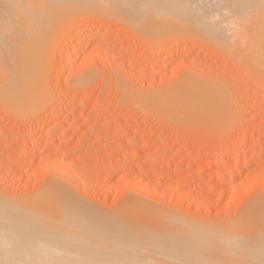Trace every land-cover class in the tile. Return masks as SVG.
<instances>
[{
  "label": "rangeland",
  "instance_id": "rangeland-1",
  "mask_svg": "<svg viewBox=\"0 0 264 264\" xmlns=\"http://www.w3.org/2000/svg\"><path fill=\"white\" fill-rule=\"evenodd\" d=\"M31 1L38 3L36 0ZM74 1L53 0L54 5L61 6L60 9L58 6H54L57 10L59 9L56 11L57 14H53L52 17V14L48 15L50 20L54 17L52 20H55V23L52 20L49 21L48 18L44 20L51 23L49 27L55 26L52 27L53 31L57 28L55 33L51 30L49 32V27L45 31L46 33L48 31L47 36L53 32L52 36L54 37H51L53 43L49 42L53 44L51 52L49 51L50 47H47L49 46L48 41V45L45 46L47 50L49 49L50 54L46 60L48 63L45 62L47 63L44 68L46 69L45 79H42V83L44 84L45 81L46 84L43 86H46L47 89L45 88L41 93V95L48 96L47 100H52L54 105L51 108L42 107L39 111L30 113L28 110L24 112L26 109L19 110L20 108L13 103L5 102L3 104L2 101L0 102V195H2L0 198L4 200L3 196L9 197L14 194V198L19 199L24 193L26 195L28 193L30 196L33 191L35 192L36 187L40 188L44 185H40L43 183L41 181L47 182L50 176L54 181L58 176V181L72 187L73 193L79 198L84 201L88 198V203H93L102 211L108 212L114 207L116 210L113 208L110 211H116L113 212V215L120 216L118 214L124 213L120 210L124 208L126 209L123 211L129 210V206L126 207L127 203L134 201L135 208L145 209V213L153 220L155 219L153 222L155 226L152 222L146 221V227L136 223L142 225L141 228L135 225L136 231L140 229L145 232L143 234L142 231L141 234L139 231L138 234L143 235H139L142 238L138 237L135 229L133 231L137 235L133 234L129 227L127 229L130 232H126V227L125 231L120 227L121 230L112 228L114 235L118 236L109 238L114 242L112 244L110 241V245H112L111 247L116 245L113 249L116 248L115 250L118 251L114 250L115 253L108 247L102 249L107 251L108 254L105 255L109 257L108 259L116 254L113 259H117V262H121L122 258L127 261L128 258L133 257L132 259H136L139 264H165L166 261L168 264H182V261L186 264H234L235 261V264L243 262H247L245 264H263L264 239L260 242L261 239L257 241L256 238L253 237L254 240L250 237L251 229L254 226L250 221L247 225L240 212H243L245 207V209L249 208L248 205H252L251 199L264 193V0ZM32 2L31 5H33ZM61 2L63 3L61 4ZM23 3L24 1L19 2V6L22 4L21 7L24 8L29 5H25L26 2ZM21 7L15 10H23ZM31 16L34 17V15ZM21 17L24 18L20 15L19 18ZM25 18L29 19L27 16ZM33 19H30L31 23L35 21ZM12 21L14 25L11 21L6 22L7 25L4 23V27L7 28L4 30L9 28V30L13 29L12 32L14 30L21 31L16 30L18 27L21 28V25L18 24L16 28V22ZM49 22L48 24H50ZM23 23L25 25V22ZM43 23L45 22L42 21L40 26H43ZM32 24L31 27L34 30ZM36 24L39 26V23L34 22V25ZM44 26L48 25L45 23ZM44 28L37 30L38 35L36 30L33 34H36L35 36L45 34L44 31H41ZM157 31H166V33L161 32V34ZM149 34V39L148 37L145 39ZM165 35L168 37V41L164 39L160 43L161 45L152 46L155 43L154 40H158L155 38H159V36L166 38ZM64 43L65 46L61 50L60 47ZM86 76L88 77L86 78ZM83 78L88 81L85 82ZM184 84L194 86V90L198 88L202 90L203 87L211 86L217 91H222L227 100L226 108L229 107L228 112L231 111V113L227 112L225 118L224 115L223 117L221 115V118L216 117L215 120L210 117L207 120L204 118V120L193 118L185 120L187 116L184 119L176 118V115L171 116L180 110L188 114L198 112L196 108L180 107L176 104L179 99L175 98L180 97V90ZM85 91H89L88 97H84ZM194 93L197 94V92ZM205 96L207 95L205 94ZM223 112L225 114V111ZM229 115L231 118L228 117ZM85 117H89L88 120L80 122L81 118ZM55 126L58 128L54 129ZM52 129L54 132L51 131ZM47 132L50 134H46ZM122 141L127 145L119 146ZM33 143L36 146H33ZM48 144L52 148H48ZM33 152L34 154H32ZM69 163L70 166H68ZM66 166H68L67 169ZM43 170L47 171L43 173ZM70 174H73L74 178L76 175L77 181H71ZM43 177H46L47 180ZM228 180L230 181L228 182ZM45 181L44 183H46ZM75 187L78 188L76 192L79 194L75 193ZM9 193L11 194L9 195ZM34 196L32 195V197ZM28 198L23 197V199ZM175 212L179 214V218ZM126 213H130V211H126ZM164 213L167 216L163 215ZM127 215L129 216V214ZM127 215L125 214V216ZM176 218L184 223L183 230H180L182 233L179 235H188L180 237L182 240H186V243L183 241L181 246L177 244L179 235H177L178 238H175L177 232L170 226L177 221ZM199 218L200 221L197 223ZM188 219L191 220L190 223ZM115 220L114 223L119 222L117 219ZM167 220H171L168 221L170 224H165ZM225 220L227 221L225 225H230L226 227L228 230L223 225ZM210 221L213 224V221L215 223L219 221V225L214 224L215 227L216 225L219 227L216 229L213 224L210 226ZM193 222H196L194 227ZM228 222L235 223V226L238 223L239 227ZM208 223L209 226L205 227V224ZM132 225L135 228L134 224ZM231 225L235 229L233 232L237 233L239 231L244 233L249 227L250 235L249 232H246L249 237L245 235L247 238H244L245 236H241L240 232L238 233L239 237L236 232L233 234ZM200 226L204 231H207L209 227L210 229L214 228L215 231L209 229V232L206 233ZM222 226H224V230ZM242 226H246L247 229ZM147 228L149 229L147 230ZM242 228L245 230L243 231ZM57 229L60 230L63 227ZM189 229L194 234L190 233ZM174 230L173 237L167 236L174 233ZM230 230L233 235L228 233L229 239L234 236L235 240H240L239 246L236 241L233 242L234 239H232V245L231 243L226 244L232 246L231 252H233L236 243L239 248H235V250L238 249L237 252L240 253V247H242V254L247 247L245 253L248 255L244 253L245 255L242 254L236 259L234 257H237L239 253L233 255V252L231 255L228 249L230 247L226 246L224 249L225 245L223 247L219 245L224 251L228 250L227 255L222 254L223 249L218 247L219 242L221 244L220 236H223L221 240L225 244L224 240H229L226 238L228 235L224 236L225 232H230ZM159 231L160 234L157 236ZM24 233L16 231L13 235H7L3 241L5 240L4 243L9 241L4 245V248L9 249V242L12 250L19 243H27L25 241L27 235L26 232ZM161 233L166 234L170 241L171 238H174L172 239L173 243L159 245L148 239L150 236L154 238L155 234L156 239L161 238L159 242L168 241L167 237ZM209 233L215 236L219 234V242H216L218 236L215 237L216 239L212 236V240L208 239ZM125 235L129 236L126 238ZM147 235L150 236L147 237ZM235 235H237V239ZM132 236L138 237L136 238L138 241L134 240L135 238ZM120 237L122 240L125 238L124 242L117 239ZM180 238L178 243H182ZM202 238L207 250L204 246L200 247L203 245ZM156 239L155 241L158 243V239ZM187 239L189 242L196 239L194 240L195 245L199 243V246L196 245L192 249L191 242L189 243ZM209 240L214 244V247L210 245ZM250 242L252 243L250 244ZM118 244L120 245L118 246ZM139 245H142L143 248ZM135 246L141 248H135V250L133 249ZM146 246H149V250ZM210 246L215 251L211 249L212 247L209 248ZM127 247H130L128 248L129 252ZM171 249L177 251V255ZM248 249H251V254L256 255H251ZM184 250L186 253H183ZM125 251L133 256L129 257ZM224 251L223 253H225ZM149 252L152 254L154 252L155 255L152 256L150 253L151 255L148 256ZM213 252L217 254L215 255ZM228 252L231 256H228ZM1 254L3 253L0 252V264H20V262L25 264L27 261L21 258L22 261H20L15 257L16 255L12 258L11 254L9 256L12 259H7L4 257L5 255ZM117 255L119 256L117 257ZM140 255L142 256L140 257ZM169 255L174 257L171 259ZM249 255L255 259L249 258ZM258 255H262L263 258ZM240 257L243 258V261L239 260ZM157 258L161 261H157ZM237 261H242V263ZM129 262L136 264L135 261Z\"/></svg>",
  "mask_w": 264,
  "mask_h": 264
},
{
  "label": "bare ground",
  "instance_id": "bare-ground-1",
  "mask_svg": "<svg viewBox=\"0 0 264 264\" xmlns=\"http://www.w3.org/2000/svg\"><path fill=\"white\" fill-rule=\"evenodd\" d=\"M22 1H24V3L26 2H28L27 4L25 3V5H28L27 7H21L22 6V4L19 6V2H21L22 3ZM38 3H36V2H32V4L33 5H31V2H30V0H0V102L2 101V103L4 104L5 102H7V104L8 103H13L15 106H17V107H19L20 109L19 110H25L24 112H26L27 110H28V112H30V113H35L36 111H39L42 107L44 108V107H50L51 108V106L52 105H54L53 103H52V100L50 101H48L47 99H48V96H44V95H41V93L44 91V89L46 88V86L44 87L43 85L45 84V81H44V84L42 83L43 81H42V79H45L44 78V76L46 75V72H45V70L46 69H44V68H46L45 66H46V64L48 63V61H46L47 60V58H48V55L50 54V52H51V50H52V48H53V44H51V43H53L52 42V39H51V37L53 38L54 36H52L55 32H57V28H55L54 29V31H53V28L52 27H55L53 24L55 23V20H52V19H54V17L51 19L52 21H54V23L52 22V25L53 26H50L49 27V25H51V23L49 22V21H51L50 20V18H48V15H51V17L53 16V14H57V12L56 11H59V9H60V7L61 6H59L58 4H55L54 5V2H53V0H47V1H45V0H36ZM61 1V0H60ZM62 1H64V0H62ZM74 1V0H73ZM56 2V1H55ZM58 2V1H57ZM72 2V1H71ZM70 2V3H71ZM23 3V4H24ZM63 2H61V4H62ZM74 3H77L76 1H74ZM60 4V5H61ZM24 5V6H25ZM77 5V4H76ZM59 7V9L57 10L55 7ZM72 6V5H71ZM98 6V5H97ZM20 7H21V9L23 8V10H15V9H20ZM63 7V6H62ZM67 7H68V5H67ZM91 8H89V10H90ZM97 9V8H96ZM63 10V9H62ZM92 10V9H91ZM94 10V9H93ZM101 10V9H100ZM61 11V10H60ZM65 11V10H64ZM102 11V10H101ZM85 12V11H84ZM89 12V11H88ZM98 12V11H97ZM103 12V11H102ZM59 13H61V12H59ZM58 13V14H59ZM91 13V12H90ZM19 14V15H18ZM22 14H25V15H22ZM29 14V15H28ZM45 14V15H44ZM46 14H47V16H46ZM63 14H65V13H63ZM94 14H95V11H94ZM97 14V13H96ZM105 14V13H104ZM20 15L21 16H24V18L27 16V17H29V19L28 18H25V20H24V18H19L20 17ZM31 15H34V17L33 16H31ZM32 18H34L33 20H35L34 22L35 23H39V26H38V24H36V25H34V22H32L31 23V21L32 20H30V19H32ZM41 16H43L42 18H41ZM57 17H58V15H56ZM55 16V17H56ZM102 16V15H101ZM106 16V15H105ZM104 16V17H105ZM50 17V16H49ZM45 18H48V22L50 23V24H48V22H46V21H44L45 20ZM4 19H6V20H4ZM20 19H22V20H20ZM26 19H27V21L29 20V22L28 23H31L32 24V26L34 27V30L32 29V27H31V24H28L27 23V21H26ZM41 19H43V20H41ZM12 20H14L16 23L15 24H17V25H15V27L17 28V26H18V24H19V26L21 25V28L20 27H18V29H16L17 31H19V30H21V31H19V32H16L15 30H14V32H12V30L13 29H10L9 30V28H8V30H4V26H5V24H6V22H13ZM41 21V22H39V21ZM42 21L43 22H45L48 26H44L45 25V23H43L44 25L43 26H40L41 25V23H42ZM23 22H25V25H24V23ZM5 23V24H4ZM23 23V24H22ZM8 24V23H7ZM6 24V25H7ZM10 25V24H9ZM8 25V26H9ZM13 25H14V22H13ZM13 25H11V27L12 28H14L13 27ZM27 25V26H26ZM29 25V26H28ZM101 25V24H100ZM7 26V27H8ZM23 26V27H22ZM37 26V27H36ZM94 26V25H93ZM161 26V25H160ZM29 27H31V28H29ZM42 27L44 28L43 30H41L42 32L44 31H46L47 30V28L49 27V29H48V31L50 32V30L51 31H53L52 32V34L50 35V34H48V36L46 35L47 33H48V31H47V33L45 32V34L44 35H46L45 37H44V35L43 34H39V36H35L36 34H33V33H35V30L37 31V30H39V29H42ZM36 28V29H35ZM38 28V29H37ZM163 28V27H162ZM164 28H165V26H164ZM5 29H7V28H5ZM161 29V28H160ZM33 30V31H32ZM168 30V29H167ZM172 30V29H171ZM4 31V32H3ZM16 32V33H15ZM41 32V33H42ZM155 32H156V29H155ZM157 32H160V31H157ZM162 32V31H161ZM160 32V33H161ZM168 33L169 32H171V31H167ZM37 33V35H38V31L36 32ZM154 33V32H153ZM162 33H166V31L165 32H162ZM161 33V34H162ZM158 34V33H157ZM161 34H158V35H161ZM49 35H50V37H49ZM41 36V37H40ZM43 36V37H42ZM149 36H150V34L149 35H146V38L145 39H147V37H148V39H149ZM155 36V35H154ZM163 36H164V34H163ZM49 37V38H48ZM160 37L161 36H159V38H155V39H158V40H154L155 41V43H151L152 44V46H157V45H159L160 43H162V41H164V39H166L167 40V38L168 37H166V35H165V37L166 38H163V37H161L162 38V40H161V42L159 41L160 40ZM49 39V40H48ZM144 39V40H145ZM165 40V41H166ZM47 41H48V43L51 41V43H49V46H47L49 49V51L50 52H48V50H47V48L45 47L46 45H48L47 44ZM168 41V40H167ZM51 45V46H50ZM161 45V44H160ZM41 46V47H40ZM43 46V47H42ZM65 46V43L64 44H62V46L60 47V49L62 50V48ZM151 46V47H152ZM55 48V47H54ZM149 48V47H148ZM159 49V48H158ZM56 50V49H55ZM58 50H59V48H58ZM58 50H56V51H58ZM60 51V50H59ZM54 52V51H53ZM52 52V53H53ZM61 53V52H60ZM161 53V52H160ZM54 54H55V52H54ZM52 55V54H51ZM50 55V56H51ZM58 56V55H57ZM56 56V57H57ZM95 56V55H94ZM50 58V57H49ZM49 60V59H48ZM45 62H47V63H45ZM89 73V72H88ZM45 74V75H44ZM88 76H86V78H87ZM84 79L85 80V82L86 81H88L87 79ZM83 80V81H84ZM199 84V83H198ZM198 84H195L196 86L198 85ZM46 85V84H45ZM182 89L180 90V97H177V98H175V99H179L178 101H176V104L178 105V106H180V107H183V106H188V107H190V108H196V109H198V112L197 113H191V114H188V113H184V112H181V110H180V112L179 111H177L176 113H173V114H171V116H177L176 118H179V119H184L186 116V119L185 120H188V118H190V119H198V120H201V119H206L207 120V118L209 119V117L210 118H212V120L214 119V118H216V117H219V118H221V117H223V115H224V118H225V116H227V112H228V108H226L227 107V100L224 98V94L222 93V91H217V89L216 88H213V87H211V86H208L207 88L206 87H203V89L202 90H200L199 88L197 89V90H194V86H192V85H187V84H184V85H182V87H181ZM47 89V88H46ZM86 89V88H85ZM89 90V89H88ZM93 90H94V88H93ZM182 90H184V91H182ZM86 93L84 94V97H88L89 95H90V93H89V91H85ZM92 92V91H91ZM194 92H197V94H195ZM201 92H203V93H201ZM84 93V92H83ZM132 94H134L133 93V91H132ZM205 94L207 95V96H205ZM184 96H186V97H184ZM226 96V95H225ZM83 97V98H84ZM172 98V97H171ZM227 98V97H226ZM138 100H139V98H138ZM170 100H172V99H170ZM135 101H136V99H135ZM143 101V100H142ZM137 102V101H136ZM172 102H175L174 100H172ZM139 103V102H138ZM146 103V102H145ZM139 104H141V103H139ZM143 104V103H142ZM85 106V105H84ZM229 106V105H228ZM229 110H230V108H229ZM223 111H225V114H224V112ZM19 112H21V111H19ZM23 112V111H22ZM23 112V113H24ZM50 112V111H49ZM223 112V113H222ZM230 113H231V111H229ZM228 112V113H229ZM71 113H72V111H71ZM229 113V114H230ZM25 114V113H24ZM42 114V113H41ZM75 114V113H74ZM73 115V114H72ZM222 115V116H221ZM69 116V115H68ZM78 116H80V115H78ZM221 116V117H220ZM228 117H230V115L228 116ZM70 118V117H69ZM88 118L89 117H85V118H81V120H80V122L81 121H83V122H86L87 120H88ZM231 118V117H230ZM57 119V118H56ZM203 119V120H204ZM217 119V118H216ZM177 120V119H176ZM202 120V121H203ZM215 120V119H214ZM219 120V119H218ZM182 121V120H181ZM184 121V120H183ZM192 121V120H191ZM190 121V122H191ZM195 121V120H194ZM55 122V121H54ZM208 122V121H207ZM72 125V124H71ZM78 126V125H77ZM85 126V125H84ZM69 127V126H68ZM75 127V126H74ZM53 128V127H52ZM58 127H56L55 126V128L54 129H57ZM71 128V127H70ZM54 129H52L51 131H53L54 132ZM67 131V130H66ZM89 131V130H88ZM50 132V131H49ZM49 132H47L46 134H48ZM6 133V132H5ZM18 133V132H17ZM33 134V133H32ZM50 134V133H49ZM51 134H53V133H51ZM88 134H90V133H88ZM31 135V134H30ZM50 136V135H49ZM59 136H60V134H59ZM62 136V135H61ZM66 136V135H65ZM138 137V136H137ZM12 138V137H11ZM31 139V138H30ZM136 139V138H135ZM5 140V139H4ZM16 140V139H15ZM53 141V140H52ZM63 141V140H62ZM69 141V140H68ZM71 141V140H70ZM69 141V142H70ZM68 142V143H69ZM36 143H38V142H36ZM51 143V142H50ZM134 143V142H133ZM3 144V143H2ZM19 144V143H18ZM34 144V145H33ZM32 145L33 146H36L35 145V143H33ZM66 144V143H65ZM16 145V144H15ZM37 145H39V144H37ZM50 144H48V148L50 147L49 146ZM51 145H52V143H51ZM125 145H127L126 144V142H124V141H122V142H120L119 143V146H125ZM20 146V145H19ZM45 146V145H44ZM259 146V145H258ZM6 147V146H5ZM18 147V146H17ZM104 147V146H103ZM19 148V147H18ZM50 148H52V147H50ZM55 150V149H54ZM119 150V149H118ZM134 150V149H133ZM31 151V150H30ZM44 151H45V148H44ZM138 151V150H137ZM57 152V151H56ZM129 152V151H128ZM133 152V151H132ZM131 152V153H132ZM46 153V152H45ZM32 154H34V152L32 153ZM120 154V153H119ZM28 155V154H27ZM131 155V154H130ZM132 155H134V154H132ZM37 156V155H36ZM50 156V155H49ZM25 157V156H24ZM34 157V156H33ZM53 157V156H52ZM20 158V157H19ZM30 158V157H29ZM50 158V157H49ZM130 158V157H129ZM26 159V158H25ZM134 159V158H133ZM40 160H41V158H40ZM63 160V159H62ZM155 160V159H154ZM229 160V159H228ZM247 160V159H246ZM250 160V159H249ZM248 160V161H249ZM13 161V160H12ZM31 161V160H30ZM129 161V160H128ZM156 161V160H155ZM244 161H245V159H244ZM248 161H246V162H248ZM258 161V160H257ZM15 162V161H14ZM60 162V161H59ZM72 162V161H71ZM252 162V161H251ZM31 164H32V162H30ZM55 163V162H54ZM62 163V162H61ZM250 163V162H249ZM255 163V162H254ZM259 163V162H258ZM25 164V163H24ZM28 165H29V163H27ZM58 164V163H57ZM56 164V165H57ZM116 164V163H115ZM245 164H247V163H245ZM64 165V164H63ZM242 165V164H241ZM14 166H15V164H14ZM30 166V165H29ZM62 166V165H61ZM61 166H58V167H61ZM68 166H70V163H69V165ZM68 166H66V169H67V167ZM72 166H74L73 164H72ZM226 167H227V165H225ZM243 166V165H242ZM241 166V167H242ZM75 167V166H74ZM9 168V167H8ZM28 168V167H27ZM63 168H65V167H63ZM63 168H61V169H63ZM71 168V167H70ZM228 168V167H227ZM26 169V168H25ZM24 169V170H25ZM12 170V169H11ZM69 170V169H68ZM8 171V170H7ZM33 171V170H32ZM38 171V170H37ZM44 171L45 170H43V173H44ZM47 171V170H46ZM45 171V172H46ZM76 171V170H75ZM225 171V170H224ZM229 171V170H228ZM19 172V171H18ZM39 172V171H38ZM50 172V171H49ZM20 173V172H19ZM53 173H55V174H57L58 172H53ZM60 173V172H59ZM227 173V172H226ZM48 174V173H47ZM55 174H52L53 176L55 175ZM109 174H111V173H109ZM33 175V174H32ZM44 175V174H43ZM50 175V174H49ZM62 175V174H61ZM71 175V174H70ZM73 175V174H72ZM71 175V177H70V180L71 181H75L76 180V175H75V178H74V176H72ZM251 175H253V174H251ZM256 175V174H255ZM27 176H28V174H27ZM34 176V175H33ZM41 176V175H40ZM45 176V175H44ZM48 176V175H47ZM57 176V175H56ZM111 176V175H110ZM226 176H228V175H226ZM225 176V177H226ZM5 177V176H4ZM37 177H38V175H37ZM49 177V176H48ZM61 176H59V179H61L60 178ZM69 177V176H68ZM125 177V176H124ZM260 177V176H259ZM26 178V177H25ZM44 178V177H43ZM46 178V177H45ZM44 178V179H45ZM52 178V179H51ZM32 179V178H31ZM49 179V178H48ZM63 179H65L64 177H63ZM122 179V178H121ZM233 179V178H232ZM37 180V179H36ZM43 180V179H42ZM46 180H47V178H46ZM53 180V177H51L50 176V179L49 180H47V182L46 183H44V181H41V182H43V183H41L40 185H42V184H44V185H42V187H40L39 188V186H38V188H37V190H36V188H35V192H34V194H30V196L28 195V193H27V195L24 193V194H22V196H20L19 197V195H18V197H19V199L18 198H14V194L13 195H10L11 193H9V197H6V196H3V198L5 197V199L3 200V199H1L0 198V252H2L3 254H1V255H5L4 257L5 258H7V259H12V258H14V255H16L15 257L16 258H19V260L20 261H22L21 259H24L25 261H26V263H25V261H24V263L25 264H99V263H101V264H129L130 262L129 261H135V263L136 264H139V262L137 263V260L136 259H132V258H128L127 259V261H126V259L124 258V260H123V258H122V260L121 259H118V260H121V262H117V259H113V258H115L116 257V254H114L112 257H110L111 259H113V260H111V259H108L109 257L108 256H106L108 253H107V251H105V250H102V249H106V247H108V248H111L113 251L116 249H113V247H115V246H113V247H111L112 245H110L111 244V242H112V244L114 243L113 241H111V240H113V239H109V238H114V237H116V236H118V235H114V233L112 232V228H118V229H120V228H123V230L125 229V227H126V229L125 230H127L126 232H130V231H132V233L133 234H138L139 233V231H141V234H142V231L143 230H140L139 229V231H138V229H137V231H136V226L135 225H138L139 223L140 224H142V225H145V227H146V225H147V223L146 222H152V224H153V222H155V219L153 220V218H151V217H149L146 213H145V209L143 210V209H139V208H135L134 206H135V204H134V201H130V202H128L127 203V206L126 207H128V209L129 210H126L127 212H129L130 211V213H126V211H123L124 209H126V208H124V209H122V210H120V212H124V213H120V214H118V215H120V216H115V215H113L114 213L113 212H116V211H110V210H112V209H110L108 212H105V211H102V210H100V209H98L97 207H96V205L94 206L93 205V203L91 204V202L90 203H88V201L89 200H87L86 198V200L84 201V200H82L81 198H79L76 194H74L73 192L74 191H72V190H74V189H72V187L70 188L68 185H65L64 183H61L60 181H58V176H57V179H55L54 181H52ZM126 180H127V178H126ZM125 180V181H126ZM49 181V182H48ZM65 181V180H64ZM77 181V180H76ZM124 181V182H125ZM129 181V180H128ZM131 181V180H130ZM230 180H228V182H229ZM254 181H256L255 179H254ZM127 182V181H126ZM135 182V181H134ZM72 183V182H71ZM77 183V182H76ZM28 184V183H27ZM37 184V183H36ZM81 184V183H80ZM130 184V183H129ZM39 185V184H38ZM76 185V184H75ZM78 185V184H77ZM124 185H126V184H124ZM35 187V186H34ZM77 187H79V186H77ZM132 189V188H131ZM76 190H78V188L76 189V187H75V193H77L76 192ZM37 191V192H36ZM39 191V192H38ZM25 192V191H24ZM168 191H166V193H167ZM23 193V192H22ZM35 193H37L36 194V196H34L35 195ZM17 194V193H16ZM20 194V193H19ZM77 194H79V193H77ZM164 194V193H163ZM168 194V193H167ZM174 194V193H173ZM32 195L34 196V197H32ZM165 195V194H164ZM0 196H2V195H0ZM15 196H17V195H15ZM79 196H81V195H79ZM169 196V195H168ZM23 197L25 198V197H29L28 199H23ZM31 197V198H30ZM254 197H256L255 195H254ZM21 198V199H20ZM82 198H84V197H82ZM141 199V198H140ZM143 199V198H142ZM132 200V199H131ZM138 201H139V199H137ZM255 200V201H254ZM87 201V202H86ZM124 201V200H123ZM142 201V200H141ZM253 201V202H252ZM143 202V201H142ZM146 202V200L144 199V203ZM148 202V201H147ZM251 204L252 205H248V207L249 208H247V209H243L244 211L243 212H240V213H242V217H243V221L244 222H246V224L250 221V223H252V225L254 226V228L253 229H251L252 230V233L251 232H249L248 231V229H249V227H248V229L246 228V226L244 227V226H242V227H244V228H246L247 230H245V229H243L242 228V230L244 231L245 230V234L244 233H242V231H239L240 233H242L241 234V236H245V235H247L246 234V232H249V235H250V233L252 234V235H250V237L251 238H256L257 239V241H259L260 239H261V241L260 242H262V239H264V193H263V195L261 194V196H259V194H258V197H256V198H253V199H251ZM249 202V203H250ZM150 203V205H151V202H149ZM139 205V204H138ZM142 205V204H141ZM153 205V204H152ZM123 206V205H122ZM125 206V205H124ZM155 206V205H154ZM157 206V205H156ZM105 207V206H104ZM110 207V206H109ZM108 207V208H109ZM116 207V206H115ZM118 207V206H117ZM160 207V206H159ZM121 208V207H120ZM170 208V207H169ZM107 209V208H106ZM136 209H138V210H136ZM148 209V208H147ZM150 209H151V207H150ZM153 209V208H152ZM108 210V209H107ZM113 210H116L115 208L113 209ZM161 210V209H160ZM173 210V209H172ZM119 211V210H118ZM157 211V210H156ZM167 211V210H166ZM242 211V210H241ZM133 212H135L134 214H133ZM164 212H165V208H164ZM169 213H171L170 211H168ZM118 213V212H117ZM117 213H116V215H117ZM174 213V211L172 212V214ZM181 213V212H180ZM244 213V214H243ZM125 214L127 215V214H129V216L127 215V216H125ZM151 214V213H150ZM158 214V213H157ZM157 214H156V217H157ZM175 214H177V216L179 215L178 213H176L175 212ZM152 215V214H151ZM163 215H165V213L163 214ZM244 215V216H243ZM165 216H167V215H165ZM180 216H182L181 214H180ZM117 217H119V218H117ZM159 217V216H158ZM157 217V218H158ZM161 217V216H160ZM192 217V216H191ZM239 217H240V215H239ZM242 217H240V218H242ZM177 218H179V216L177 217ZM176 218V219H177ZM181 219H182V217H180ZM186 218V217H185ZM115 219H117V222L118 223H114V221H116ZM136 221H135V220ZM159 219V218H158ZM167 219V218H166ZM166 219H165V221H166ZM176 219H175V221H176ZM187 219V218H186ZM189 219H190V217H189ZM189 219H188V221H189ZM134 220V221H133ZM139 220V221H138ZM150 220V221H149ZM153 220V221H152ZM171 220H173L172 218H171ZM171 220H167V222L165 223V224H167L168 223V221H171ZM229 220V219H228ZM232 220V219H231ZM231 220H229V221H231ZM234 221H235V219H233ZM236 220H237V217H236ZM146 221V222H145ZM158 221H160V219L158 220ZM157 221V222H158ZM162 222H163V220H161ZM178 221V222H177ZM177 221L176 222H173V224L171 225L170 223H168V224H170V226L173 228V229H175L176 230V232H177V234H176V236H175V238L177 237L178 238V236L177 235H179V234H181L182 232H180V230H183V227H184V223H182V222H180L178 219H177ZM184 221V220H183ZM192 221H194V220H192ZM196 221V220H195ZM200 221V218H199V220H197L196 222L198 223ZM239 221V220H238ZM242 220H241V223L243 224L244 222H243ZM156 222V223H157ZM185 222H187V221H185ZM191 222V220L189 221V223ZM195 222V223H196ZM201 222H204L205 223V221H203V220H201ZM214 222V224H218L219 223V221H218V223H215V221H213ZM221 222V221H220ZM226 222V223H225ZM225 222H224V226H225V228L227 227V226H230L229 224L226 226L225 224H227V221L225 220ZM237 222V221H236ZM136 223H138V224H136ZM159 223V222H158ZM157 223V224H158ZM164 223V222H163ZM172 223V222H171ZM194 222H193V227H194V224H195ZM210 223V226H213L214 224L210 221L209 222ZM209 223L208 224H205V227H206V225L207 226H209ZM222 223H223V221H222ZM228 223H230V222H228ZM241 223H239L240 225H241ZM132 224H134V226H135V228L133 227V225ZM155 224V223H154ZM153 224V225H154ZM213 224V225H212ZM230 224H232L233 226H235L234 224H233V222H231ZM142 225H138V227L140 226V228L142 227ZM159 225H160V223H159ZM161 225H162V223H161ZM219 225V224H218ZM231 225V227L230 228H232L233 226ZM244 225V224H243ZM248 225V224H247ZM155 226V225H154ZM158 226V225H157ZM196 226V225H195ZM224 226H222V229L224 230ZM236 226H238L239 227V225H238V223L236 224ZM235 226V227H236ZM60 228V227H63V229H57V228ZM120 227V228H119ZM127 227H129L131 230L129 231L128 229H127ZM144 227V226H143ZM160 227V226H159ZM170 227V228H171ZM186 227V226H185ZM187 227H189V226H187ZM202 226H200V228H201ZM204 227V228H205ZM214 227H215V225H214ZM216 227H219V226H217L216 225ZM215 227V228H216ZM237 227V228H238ZM241 227V226H240ZM151 228V227H150ZM167 228H169V227H167ZM166 228V229H167ZM172 228H171V231H172ZM115 229V230H116ZM135 229V232L136 233H134V230ZM149 228H147V230H148ZM152 229H154V228H152ZM187 229V228H186ZM199 229V228H198ZM202 229H203V227H202ZM201 229V230H202ZM209 229H210V227H209ZM209 229L207 228V231L209 232ZM214 230V228H212L211 227V229L210 230ZM217 229V228H216ZM227 229V228H226ZM225 229V230H226ZM239 229H241V228H239ZM114 230V231H115ZM121 230V229H120ZM124 230V231H125ZM168 230H170V229H168ZM175 230H174V233H172V234H168L167 236H169V235H171V237H173L174 236V234H175ZM190 230V229H189ZM228 230V229H227ZM233 230H235V229H233L232 228V232H233ZM16 231H18V232H20V233H24V232H26V240L25 241H27V243H23V244H18V245H16V246H14L13 247V250H12V247H10L11 245H10V242H9V249L7 248V249H5L4 247V245L7 243V241H9V240H7L6 241V243H4V241H3V239L7 236V235H13L14 234V232H16ZM117 231V230H116ZM152 231H155V230H152ZM185 231V230H184ZM188 231V230H187ZM191 231V230H190ZM198 231V230H197ZM203 231H204V229H203ZM206 231V230H205ZM204 231V232H205ZM207 231H206V233H207ZM215 231V230H214ZM122 232V231H121ZM121 232H120V234H121ZM144 232V231H143ZM148 232V231H147ZM151 232V231H150ZM149 232V234H151ZM173 232V231H172ZM180 232V233H179ZM202 232V231H201ZM204 232H203V234H204ZM211 232V231H210ZM217 232V231H216ZM221 232H222V230H221ZM232 232H231V230H230V232H225V235L224 236H226V235H228V233H230V234H232ZM236 232V231H235ZM235 232H233V234L235 233ZM238 232V233H239ZM115 233H117V232H115ZM125 233V232H124ZM153 233V232H152ZM187 233V232H186ZM186 233H184V234H186ZM190 233H192V231L190 232ZM211 233H214L213 231L211 232ZM218 233H219V231H218ZM218 233H216V234H218ZM237 233V232H236ZM237 233V234H238ZM18 235H19V233H17ZM25 234V233H24ZM131 234V233H130ZM132 234V235H133ZM136 234V235H137ZM141 234H138V237H140L139 235H141ZM143 234H145V232L143 233ZM146 234H148V233H146ZM158 235L157 236H159V234H160V231H159V233H157ZM192 234H194V233H192ZM202 234V235H203ZM220 234V233H219ZM219 234L217 235L218 236V240H216V242L218 241L219 242V238L221 237H223V236H220L219 237ZM222 234V233H221ZM232 234V235H233ZM18 235H16V236H18ZM22 235V234H21ZM136 235H134V236H136ZM161 235H165L166 236V234H162L161 233ZM191 235V234H190ZM189 235V236H190ZM205 235H207V234H205ZM204 235V237H206L207 238V236H205ZM214 234H211L210 235V233H209V236H208V239L209 238H211V240H212V237L213 238H217V236H213ZM223 235V234H222ZM249 235H247L248 237H249ZM114 236V237H113ZM126 236V235H125ZM124 236V237H125ZM129 235H127L126 236V238L128 237ZM141 236H143V235H141ZM148 236H150V235H147V237ZM153 236H155L156 237V235L154 234ZM152 236V237H153ZM166 236V237H167ZM182 236V235H181ZM180 235H179V238L181 237ZM185 236V235H184ZM184 236H182V237H184ZM188 236V235H187ZM187 236H185V237H187ZM212 236V237H211ZM231 236V235H230ZM236 236V239H237V235H235ZM243 236V237H244ZM20 237V236H19ZM138 237H136V238H138ZM146 237V238H147ZM151 238V236L148 238L149 240H150V242H155V244H161V245H165L166 243H169V242H172V241H174V240H172V239H174V238H171V241L169 240V238L167 237V239L166 240H168V241H165V240H163V238H162V240L163 241H160L159 242V240H161V238L159 239V238H157L158 239V243H157V241H155V239L156 238ZM166 237H164V238H166ZM195 237V236H194ZM193 237V238H194ZM203 237V236H202ZM234 236H231V240L229 239V235L228 236H226V238H228L229 240H226L225 238H223V239H225L224 240V242H225V244L224 243H222V240H221V238H220V241H221V244H220V242H219V244H218V247L219 248H222L223 247V245H225L224 246V249L226 248V246L227 247H230V248H228L229 249V251H230V254L232 253L233 254V252H234V254L233 255H236V253L238 254L239 252H237L238 251V249H236L235 250V248H239L238 246L240 245V243H239V245H238V242H240V240L238 241V240H235V237L233 238ZM238 237H239V234H238ZM243 237H240V238H243ZM131 238V237H130ZM132 238H135V237H133L132 236ZM134 239V240H137V239ZM140 238H142V237H140ZM179 238H178V240L177 239H175V240H177V244L179 245L180 244V246L183 244V241L184 240H182L181 238V242L182 243H178L179 242ZM191 238H192V236H191ZM197 238V237H196ZM199 238V237H198ZM215 238V239H216ZM244 238H247L246 236L244 237ZM253 238V239H254ZM6 239V238H5ZM21 239H22V237H21ZM116 239V238H115ZM119 241L120 240H122V237H120V239L119 238H117ZM125 238H123V240H124ZM156 239V240H157ZM185 239V238H184ZM200 239V238H199ZM208 239L206 240V241H208ZM232 239H234L233 240V242H235L236 241V243H237V245L238 246H236V243H235V247H233L234 248V250H233V252H231V245H232ZM249 239V238H248ZM248 239H246V240H248ZM259 239V240H258ZM122 240V241H123ZM194 240H196V239H194ZM188 241V239H187V241L192 245V249L194 248V246H196L197 245V247L199 246L198 244L199 243H197L196 245H195V241ZM255 240V239H254ZM3 241V242H2ZM22 241V240H21ZM24 241V240H23ZM111 241V242H110ZM138 241V240H137ZM148 241V240H147ZM186 241V240H185ZM184 241V243H186ZM203 241H204V239L202 238V246H200V247H203L204 246V243H203ZM227 241H228V243H227ZM229 241H231V242H229ZM242 241H243V239H242ZM249 241H251V239H249ZM249 241H248V243H249ZM117 243H119L118 241H116ZM124 242V241H123ZM150 242H149V244H150ZM165 242V243H164ZM196 242H198V241H196ZM217 242V243H218ZM247 242V241H246ZM4 243V244H3ZM121 243V242H120ZM132 243V242H131ZM173 243V242H172ZM193 243V244H192ZM209 243H210V240H209ZM229 243H231V245H226V244H229ZM241 243H245V242H241ZM252 242H250V244H251ZM256 243V242H255ZM264 243V242H263ZM8 244V243H7ZM11 244H13V243H11ZM122 244V243H121ZM128 244V243H127ZM189 244V245H190ZM201 244V243H200ZM207 244V243H206ZM250 244H249V248H250ZM120 244H118V246H119ZM122 245H124V244H122ZM126 245V244H125ZM133 245V244H132ZM188 245V246H189ZM209 245V244H208ZM207 245V246H208ZM210 245H214V244H212V243H210ZM222 246V247H220V246ZM243 245V244H242ZM110 246V247H109ZM117 246V247H118ZM130 246V245H129ZM138 246V245H137ZM139 246H141L142 248H143V246L142 245H139ZM212 246H210L209 248H211ZM244 246V245H243ZM141 247H137V248H141ZM147 247V246H146ZM145 247V248H146ZM151 247V246H150ZM154 247H155V245H154ZM159 247V246H158ZM162 247H165V246H162ZM196 247V248H197ZM214 247V246H213ZM211 248V249H213L214 250V248ZM216 248H217V246H215ZM261 247V246H260ZM15 248V249H14ZM128 248H130V247H127V250H128ZM136 248V246L133 248V249H135ZM136 248V249H137ZM148 249L147 250H149V246L147 247ZM168 248V247H167ZM204 248H205V246H204ZM246 249H247V247H245ZM255 248H257V247H255ZM110 249V250H111ZM132 249V251L133 252H135V250H133ZM153 249H155V248H153ZM159 249V248H158ZM158 249H156L157 251H159ZM162 249V248H161ZM175 249V248H174ZM206 249V248H205ZM223 249V248H222ZM224 249H223V251H224ZM246 249H244L245 250V252L247 251ZM107 250H109V249H107ZM131 250V249H130ZM139 251H140V249H138ZM137 250V251H138ZM150 250H152V248H150ZM156 250H154V252H157ZM164 250H165V248H164ZM172 250V249H171ZM181 250V249H180ZM196 250V249H195ZM198 250V249H197ZM207 250V249H206ZM221 250V249H220ZM240 250H241V252H243V248L242 247H240ZM251 250V249H250ZM250 250L248 249V252H250ZM102 251H103V253H102ZM115 251H118V250H115ZM114 251V252H115ZM162 251V250H161ZM166 251V250H165ZM164 251V252H165ZM173 251V250H172ZM201 251V250H200ZM215 251V250H214ZM217 251H219L218 249H217ZM222 251V250H221ZM223 251H222V254L223 255H225L226 253H227V249H226V251H224L225 253H223ZM255 251H256V249H255ZM106 252V253H105ZM114 252H112V253H114ZM124 252V251H123ZM125 252H127V251H125ZM128 252H129V250H128ZM127 252V253H128ZM143 252H144V250H143ZM154 252H153V254H154ZM173 252H175V251H173ZM177 252V251H176ZM175 252V253H176ZM179 252V251H178ZM209 252V251H208ZM241 252L239 253V255H237V257L235 256H233L234 258H238V256H240V255H242V254H244V253H242L241 254ZM254 252V251H253ZM261 252V251H260ZM264 252V251H263ZM111 253V254H112ZM116 253V252H115ZM136 253V252H135ZM135 253H132V254H135ZM140 253H141V251H140ZM152 254V252H149V254L147 253V255L148 256H150L151 254ZM159 253H160V251H159ZM180 253V252H179ZM183 253H186V251L184 250V252ZM201 253V252H200ZM210 253V252H209ZM11 254V256H13L12 258H11V256H9ZM98 254V255H97ZM106 254V255H105ZM137 254V253H136ZM153 254H152V256H153ZM165 254H167V253H165ZM193 254V253H192ZM213 254H215L214 252H213ZM217 254V253H216ZM215 254V255H216ZM229 254V252H228V256L230 255ZM231 254V255H232ZM246 255H248V253H245ZM244 254V255H245ZM250 254H251V252H250ZM252 254H254V253H252ZM251 254V255H252ZM263 254V253H262ZM120 255H121V253H120ZM123 255V254H122ZM125 256H126V253L124 254ZM123 255V256H124ZM128 255H129V257H131V256H133V255H131V254H129L128 253ZM147 255H145V256H147ZM155 255V254H154ZM163 255V254H162ZM171 255V254H170ZM170 255H169V258H171L172 259V257H174V256H172V257H170ZM176 255H177V253H176ZM214 255V256H215ZM227 255V254H226ZM230 255V256H231ZM251 255H249V258L251 257ZM256 254H254V256H255ZM109 256H110V253H109ZM119 255H117V257H118ZM142 255H140V257H141ZM164 256V255H163ZM166 256V255H165ZM168 256V255H167ZM179 256V255H178ZM193 256V255H192ZM213 256V255H212ZM218 256H219V253H218ZM259 256V255H258ZM2 257V256H1ZM3 257V258H4ZM10 257V258H9ZM128 257V256H127ZM126 257V258H127ZM137 257H139V255L137 254ZM155 257H157V256H155ZM194 257V256H193ZM211 257V256H210ZM226 257V256H225ZM242 257V256H241ZM240 257V259L239 260H242L243 261V258H241ZM245 257H248V256H245ZM253 257V256H252ZM251 257V258H252ZM259 257H262V255L261 256H259ZM258 257V258H259ZM21 258V259H20ZM134 258H136V257H134ZM160 258H162V257H160ZM197 258V257H196ZM212 258V257H211ZM220 258V257H219ZM228 258V257H227ZM249 258H248V260H249ZM254 259H255V257H253ZM263 258V257H262ZM6 259V260H7ZM131 259V260H130ZM165 259V258H164ZM170 259V260H171ZM177 259V258H176ZM203 259V258H202ZM223 259V258H222ZM244 259H246V258H244ZM256 259H257V257H256ZM104 260H106V261H104ZM155 260V259H154ZM175 260V259H174ZM226 260V259H225ZM238 260V261H239ZM247 260V261H248ZM252 260V259H251ZM261 260V259H260ZM262 260H264V258L262 259ZM125 261V262H124ZM157 261H161V259L159 260V258H157ZM173 261V260H172ZM230 262H233V261H231V260H229ZM237 261V262H238ZM242 261H240L241 263H242ZM250 261V260H249ZM253 261V260H252ZM251 261V262H252ZM256 261V260H255ZM257 261H259V260H257ZM126 262H128V263H126ZM163 262V261H162ZM164 262H165V260H164ZM163 262V263H164ZM168 261H166L165 262V264L167 263ZM174 262V261H173ZM177 263L179 262V260L178 261H176ZM189 262V261H188ZM212 262V261H211ZM215 262V261H214ZM240 262H238V263H240ZM260 262V261H259ZM185 262H183L182 261V264H184ZM196 263V262H195ZM228 263V262H227ZM235 263H236V261H235ZM234 263V264H235ZM245 263H247V262H243L242 264H245ZM256 263V262H255ZM261 263V262H260ZM20 264H21V262H20ZM23 264V263H22ZM131 264V263H130ZM133 264H134V262H133ZM158 264V263H157ZM168 264V263H167ZM173 264V263H172ZM186 264V263H185ZM190 264V263H189ZM223 264V263H222ZM264 264V263H263Z\"/></svg>",
  "mask_w": 264,
  "mask_h": 264
}]
</instances>
